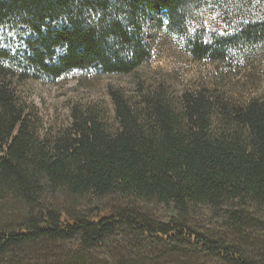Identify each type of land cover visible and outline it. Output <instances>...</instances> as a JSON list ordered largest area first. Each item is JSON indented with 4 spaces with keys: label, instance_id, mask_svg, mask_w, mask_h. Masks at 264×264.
Here are the masks:
<instances>
[{
    "label": "trees",
    "instance_id": "trees-1",
    "mask_svg": "<svg viewBox=\"0 0 264 264\" xmlns=\"http://www.w3.org/2000/svg\"><path fill=\"white\" fill-rule=\"evenodd\" d=\"M204 1L0 0V208L26 210L19 224L0 226V264L31 244L77 239L90 250L119 233L170 254L191 248L223 264H256L231 242L186 224L131 208L65 214L43 198L119 195L179 212L249 202L264 210V100L233 106L206 89L179 92L145 78L130 92L108 89L109 106L72 103L68 122L54 127L17 89L29 79L73 71L134 75L150 59L143 25L163 14L164 27L182 31ZM263 41L264 22H258L207 45L194 38L189 50L196 60H219L238 44L251 49ZM251 220L232 209L224 224L239 234ZM143 256L105 264H139ZM12 264L53 263L18 257Z\"/></svg>",
    "mask_w": 264,
    "mask_h": 264
},
{
    "label": "rangeland",
    "instance_id": "rangeland-1",
    "mask_svg": "<svg viewBox=\"0 0 264 264\" xmlns=\"http://www.w3.org/2000/svg\"><path fill=\"white\" fill-rule=\"evenodd\" d=\"M225 1L227 4L219 5L217 0H205L193 21L188 20L186 27L179 32L164 27L166 22L163 14L157 17L160 22L151 20L145 23L142 38L150 52V59L134 75H102L95 70L73 71L57 79H29L19 83L17 89L37 109L43 124L54 127L68 122L72 103L100 102L109 106L108 89L130 92L136 81L145 78L164 81L179 92L206 89L233 106L264 100V41L251 49L249 45L238 44L228 49L227 56L219 60H196L189 50L194 38L207 45L213 39L236 36L240 25L264 22V3L258 0ZM7 34L9 43L14 45V36ZM43 201L50 208L65 214L85 215L93 209L101 212L119 208L135 209L157 221H176L216 240L224 238L245 257L256 264H264V210L249 202L242 205L228 203L217 209L189 206L179 212L153 201L119 195L97 199L57 194L46 196ZM232 209L243 211L244 215L252 219L239 234L224 224L227 212ZM25 215L26 210L22 206L4 204L0 208V226L17 225ZM138 241L134 236L119 233L109 238L101 248L90 250L83 249L77 239L54 244H31L21 254L9 256L6 263L12 264L19 257L20 260L34 258L53 264H105L114 258L144 255L139 264H223L218 258L191 248H187V252L170 254L164 251L163 246Z\"/></svg>",
    "mask_w": 264,
    "mask_h": 264
}]
</instances>
